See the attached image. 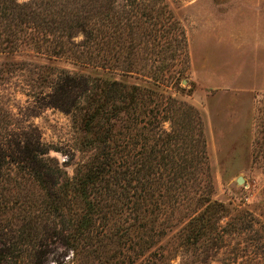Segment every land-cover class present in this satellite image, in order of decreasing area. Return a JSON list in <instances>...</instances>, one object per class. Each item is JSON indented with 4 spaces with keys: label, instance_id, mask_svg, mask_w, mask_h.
Here are the masks:
<instances>
[{
    "label": "trees",
    "instance_id": "trees-1",
    "mask_svg": "<svg viewBox=\"0 0 264 264\" xmlns=\"http://www.w3.org/2000/svg\"><path fill=\"white\" fill-rule=\"evenodd\" d=\"M25 49L78 69L52 107L71 117L82 161L70 177L34 155L33 179L49 183L39 207L61 226L41 238V221L29 219L21 242H0V264H49L54 235L64 250L57 264H92L111 248L113 264L221 249L231 206L213 199L201 115L168 91L182 90L177 66L189 62V40L167 0H0V54ZM262 97L251 164L264 171Z\"/></svg>",
    "mask_w": 264,
    "mask_h": 264
},
{
    "label": "rangeland",
    "instance_id": "rangeland-1",
    "mask_svg": "<svg viewBox=\"0 0 264 264\" xmlns=\"http://www.w3.org/2000/svg\"><path fill=\"white\" fill-rule=\"evenodd\" d=\"M167 2L184 21L189 40V62L177 66L184 72L182 90L168 91L201 115L213 199L231 206L215 242L221 249L181 248L171 264H264V171L251 164L264 95V0ZM77 71L65 59L49 60L31 49L0 54V242H21L31 220L41 221V238L61 226L59 218L39 207L49 183L33 179L31 163L41 154L45 164H57L72 177L82 161L71 117L52 107L60 100L57 93L65 90V75ZM48 177L45 182L51 181ZM239 177L245 179L243 185H238ZM177 219L181 229L183 213ZM47 250L49 264H57L53 259L64 251L60 237L54 235ZM92 262L113 264V248Z\"/></svg>",
    "mask_w": 264,
    "mask_h": 264
},
{
    "label": "water",
    "instance_id": "water-1",
    "mask_svg": "<svg viewBox=\"0 0 264 264\" xmlns=\"http://www.w3.org/2000/svg\"><path fill=\"white\" fill-rule=\"evenodd\" d=\"M184 82H185V81H184ZM237 183H238V185H243V184L245 183V179L242 178V177H239V178L237 179Z\"/></svg>",
    "mask_w": 264,
    "mask_h": 264
}]
</instances>
